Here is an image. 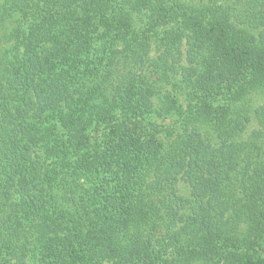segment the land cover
Instances as JSON below:
<instances>
[{"label": "trees", "instance_id": "obj_1", "mask_svg": "<svg viewBox=\"0 0 264 264\" xmlns=\"http://www.w3.org/2000/svg\"><path fill=\"white\" fill-rule=\"evenodd\" d=\"M3 2L0 264H264V0Z\"/></svg>", "mask_w": 264, "mask_h": 264}, {"label": "rangeland", "instance_id": "obj_2", "mask_svg": "<svg viewBox=\"0 0 264 264\" xmlns=\"http://www.w3.org/2000/svg\"><path fill=\"white\" fill-rule=\"evenodd\" d=\"M187 2H190L191 4H200L203 3L205 0H186ZM3 0H0V59H9V60H16L18 57H21L22 53H23V48L22 46L17 42V40L11 39V40H5L4 36L5 35H10L14 32V30L19 27L20 25V16L18 14H13L12 16H10L9 18L5 19V13L3 14V11L1 10L2 4H3ZM136 22H137V28L140 30H143L145 28L149 27L150 24V14H144L142 15V17L135 18ZM172 28V27H171ZM166 29H170L166 28ZM166 29H161L160 32L162 33L164 30ZM155 53H153V57H154ZM157 91L155 93V103L156 105L160 104V100L162 97H164L165 95H172V97H174L176 100H178L179 104L183 107L186 108L187 107V99L186 96L184 95V93L182 92H178L175 91L172 88V85L170 84H165L162 83L161 85L157 86ZM250 105L252 106V109L258 107L259 105L264 103V92L258 91L253 93L252 95H248L245 98V102H248ZM224 103V101L219 102V105H222ZM240 103V102H239ZM237 103V104H239ZM154 121L163 124V125H171L173 123L176 122L177 116L173 115V116H169L166 117L164 119H157L156 117H154ZM257 128L256 123L253 121L246 133V137L255 129ZM163 144L166 146L168 143V140L161 138ZM262 143V152H263V161H264V142ZM179 191L180 193L185 196L188 197L190 195V189L189 187L185 184V182L180 181L179 182ZM261 214L264 215V209H261ZM264 220V219H263ZM260 252H262V254L264 255V238L262 239L261 243H260ZM32 264V263H29ZM107 264H111V263H107Z\"/></svg>", "mask_w": 264, "mask_h": 264}]
</instances>
